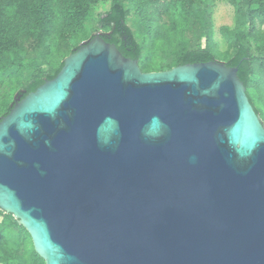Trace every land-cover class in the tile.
I'll return each instance as SVG.
<instances>
[{
    "label": "water",
    "instance_id": "water-1",
    "mask_svg": "<svg viewBox=\"0 0 264 264\" xmlns=\"http://www.w3.org/2000/svg\"><path fill=\"white\" fill-rule=\"evenodd\" d=\"M80 46L0 122V209L37 255L264 264V125L238 68L143 72L101 33Z\"/></svg>",
    "mask_w": 264,
    "mask_h": 264
},
{
    "label": "trees",
    "instance_id": "trees-1",
    "mask_svg": "<svg viewBox=\"0 0 264 264\" xmlns=\"http://www.w3.org/2000/svg\"><path fill=\"white\" fill-rule=\"evenodd\" d=\"M97 0H0V74L6 70L5 59L9 54L29 50L49 49L56 42L68 56L81 46L69 51V45L77 42L87 23V10ZM215 0H111L110 9L98 15L97 24L103 30L101 36L107 43L115 44L126 58L141 61L148 53L143 72L170 70L186 64L222 61L223 55L214 43V28L211 14ZM212 2V3H211ZM236 13V28L220 29L229 42L232 55L225 62L228 67L238 68V77L247 89V95L257 114L264 116V0H230ZM211 5V10H210ZM178 14L183 19L180 29L164 27L161 19L164 15ZM134 20L143 31L146 29L141 44L129 25ZM154 27L160 30H155ZM172 30V31H170ZM154 32V33H153ZM153 34V37H151ZM176 36H178L176 38ZM205 36V45L199 40ZM94 37V36H93ZM92 37V38H93ZM180 40V41H179ZM166 41L169 45L160 65L151 62L147 45L153 48ZM179 41V42H178ZM178 42L182 55L175 46ZM177 45V44H176ZM195 45V46H193ZM67 56V57H68ZM66 57V58H67ZM64 66V62L53 72L38 71L24 82H20L21 98L35 92L46 81L54 79ZM156 70V71H154ZM13 105L8 108L2 119L10 114ZM264 122V120H262ZM1 210V209H0ZM0 264H11L10 257H21L19 249L6 246V231H17L25 239L32 241L29 233L11 216L0 211ZM27 260L19 264H36L40 257L32 247ZM34 261V262H33Z\"/></svg>",
    "mask_w": 264,
    "mask_h": 264
},
{
    "label": "rangeland",
    "instance_id": "rangeland-1",
    "mask_svg": "<svg viewBox=\"0 0 264 264\" xmlns=\"http://www.w3.org/2000/svg\"><path fill=\"white\" fill-rule=\"evenodd\" d=\"M214 7L211 18L214 28V43L216 44L217 50L223 55V60L219 61L225 63L228 58L232 55V50L229 45V42L223 37L220 32L222 27H228L230 31L236 28V13L234 5L230 0H215ZM212 3V2H211ZM111 0H97L96 2L90 4L87 10V23L84 27L83 33L78 37L77 42H72L69 45V51H71L75 46H80L86 43L93 34L102 33L103 30L99 28L97 24L98 15L100 13L107 12L110 9ZM211 10V5H210ZM134 20H128L129 25L132 27L136 38L141 44H144L146 40L144 39V31L148 28L144 23H141V26L144 28L143 33L139 32V28L133 24ZM161 24L170 28L171 26L175 29H180L183 25V19L176 13H171V15H164L161 19ZM155 30H160L159 28L154 27ZM172 31V30H170ZM154 33V32H153ZM153 37V34H151ZM178 36H176L177 38ZM180 41V40H179ZM178 41V42H179ZM178 42L172 44L175 48L181 53L178 58H181L182 50ZM201 45H205V36L199 40ZM177 44V45H176ZM195 46V45H193ZM169 45L166 44V41H161L160 44H157L155 48L152 45H147V50L149 54L155 53V57L151 56V62L154 66L160 65L161 59H163V54L167 50ZM148 53L145 52L144 58L139 61V66L142 68L145 64V59ZM68 56V53L62 51L61 46L56 42L54 46L49 49L42 50H29L21 51L18 53L9 54L5 59L6 70L0 74V118L4 116L8 108L12 106L15 98L18 96L21 88L20 82H24L34 73L38 71H44L46 73H53ZM156 71V70H154ZM262 120L264 116L262 114ZM264 125V122H263ZM3 212L2 210H0ZM5 214V213H4ZM8 215V214H5ZM11 218L16 221L12 215ZM2 218H0L1 220ZM6 246L12 250L19 249L20 253L23 255L17 259L14 256L10 257L11 264H19L20 260L28 259V252L32 247V241L26 240L23 235H20L17 231L10 232L6 231ZM41 259V258H40ZM34 262V261H33ZM36 264H45L43 259L38 260Z\"/></svg>",
    "mask_w": 264,
    "mask_h": 264
}]
</instances>
